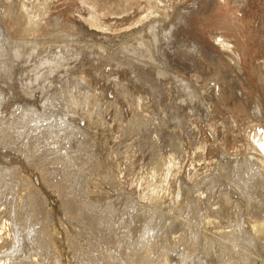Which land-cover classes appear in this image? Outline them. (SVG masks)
Here are the masks:
<instances>
[{
    "label": "rangeland",
    "instance_id": "374dc122",
    "mask_svg": "<svg viewBox=\"0 0 264 264\" xmlns=\"http://www.w3.org/2000/svg\"><path fill=\"white\" fill-rule=\"evenodd\" d=\"M22 2L25 5L27 4L26 6L29 5L28 8L31 9V11L33 9L36 10V8L38 7L37 5L39 4L38 0L36 1L37 7L34 5V0H29V1L28 0H19V2H18V0H0V15L5 12V10H6L4 8L5 6L10 7V6H12V3L13 4L16 3V5H17L14 8V10L11 11V13L14 14V16L13 15H11V16L14 18L12 20L8 19L6 21H3L5 23L2 25V26L5 25L4 29H5V31L8 32V35L10 36L9 41L12 42L11 45H12L13 50H12L11 58H12L14 65H13V68H12V66L8 68V66L6 64L4 65V63H5L4 60H1L3 62H1V64H0V66L3 65L0 67V74H1L0 79H2V77L4 79V77H5V81L3 79H2L3 81L0 80V82H1L0 83V88H1L0 94L2 93L1 95L3 96V97L0 96V105H1L0 106V173H1L0 174V185L1 186L0 187L3 186L2 187L3 193L8 192V193H11L13 195H15L14 193H16L17 195L18 194L22 195L24 197V199H27V201L29 203H31L33 201L34 196H36V192H38V194H40L42 201H40L41 202L40 206H37V208H39V213L37 216H35L31 220V222H36L37 225L35 226V228L41 229L42 230L41 233H43V234H40L43 239L41 238L39 241V244L36 243V245H35L38 247V249H37V247H36V249L38 251H40V253H41L39 255V257L43 258V261L45 260V263H42V264H127L131 261V258L133 256L132 255L133 252L128 247H132V246L134 247V246L138 245L139 243H141L140 241H142L145 229H147V226L149 224L151 225V226H149L151 229V233H150V237H148V239H147V243L142 245L140 249L137 248V251H135V253L137 252L140 255H144V256L146 255V257H147L146 264H163L164 261L167 264H215V263L216 264H227L225 261H228L230 264L233 262H234L233 264H237V263L239 264L242 262V260H244L243 262H245V259L247 260V257H250L251 255H252L251 256L252 258L250 257L251 259L248 258L249 260H247L250 264L251 263H253V264L254 263L255 264H264V242H261L264 240V238L259 239V240H261L260 242L258 240H257L258 242L254 241L255 242L254 245H256V246L248 248L254 252L257 249L256 251H258V252L254 253L255 256L252 254L253 252H250V250H248V249H245L242 251V253H245L246 255L245 254H242V256H241V254L235 255V254H233V252H234L233 249H232V251L230 249L232 247H228V246H232V244L235 241H236V245H237V243L239 244L240 242H242L240 244H243V240L238 239L239 236L242 238H247V240L250 241V239H251L250 233L252 231L251 230L252 227H254V225L256 226V225L264 222L263 221L264 220V210H263L264 209V193H263L264 192V181H263L264 180V163L261 161L262 163H260L261 165H259L260 170L262 172V174L260 172L261 175L256 174L255 171L254 172L246 171V173H243V174L241 173V175H240V173H238L236 170L234 171L231 167H229V169L223 168L221 170L220 169L221 167H219V164H218V163H220L221 160H224V158H225V160L226 159H239V158L241 159V158H244L245 156H248V154L250 152L249 153L246 151L243 152V150L240 152L238 151V153H239L238 154L237 148L233 144L235 142L241 143V141L244 138H246V136L249 137V135H250L249 133L252 132V129L256 130V132H258V131L260 132V130H258L259 127L256 125L257 124L258 125H261V124L264 125V118H261V119L258 118V120H260L262 122L261 123L257 120H253L254 118L252 119V117L248 116V115L243 114L242 116H239L240 118L237 119V122L239 124H241L243 133H242V137H238V136H236L235 131H234V129H235V127H234V121L235 120H233L234 115H231L230 112L228 113L227 108L223 107L222 110L215 113V116L218 114L216 117L214 115L207 114L206 113L207 107L205 108V106L208 103L207 101L210 99L209 95L212 93V91L210 92V88H212L210 86H213V88H215V91H216L215 94L217 96V90H216L217 86H215V84H213L214 80H212V78L213 79L215 78L214 77L215 75L210 73L213 71V67L211 66L209 68V70H207V66H206L207 64L203 63L202 60L199 62L193 61V60H200V58L196 54H191V51H192L191 49L193 47L198 46V47H200L199 50H201V53L210 59L214 55L218 56V55L223 54L222 51L220 52L219 47L216 46L215 49L212 48L213 42H214L216 36L218 37L220 35H223L224 38L228 39L227 42H229V41L233 42L234 41L235 37L233 34L228 33L224 29H221L222 25L216 21L217 18H219V17H222L223 20H225V22H228L233 27L236 26L237 28L240 29V31L245 33L246 34L245 47H247L246 48L247 53H246V56L243 54L234 55L236 58L237 64H239L237 66L240 68L238 70V67H237V70L240 72L234 73V75L236 77L239 76V78L244 79V81L249 86L248 87L249 89L245 88L248 91L247 90H244V91L241 90L239 92L235 91L234 89H230L229 87H228V89H230L231 92L234 93L231 96V100H232L231 103L234 102L232 104V107H235V104L238 102L240 103L242 101H246L245 103L250 104V106H249L250 110L248 109V113L253 116V114H251V111H252L251 109H255V107H256V101L255 100L256 99L251 97V94L253 92H256L258 94V91H259L258 88L261 87V84H263V86H264V71H262V73H260L264 67L263 66L264 65V46L260 47V48H256V45L259 44L258 42H260V39L262 40L264 38V35H261L264 32L263 29H262V31L259 29L260 30L259 33L256 32L257 28L262 24V22H261V20H262L261 13L262 12L261 11H264V0H207V1L206 0H183L181 2L175 3L174 6L176 5L175 6L176 8L173 7L174 9L170 12V14L165 19H162V21H161V18H155V20H150L147 23L148 25L147 24L146 25L145 24L139 25L141 23L140 21L142 20V17L140 14L137 17L138 20L139 19L140 20L138 21L137 19H135V20H137V22H136L137 26L134 23L133 27H128V28L124 27L123 25L129 24V26H132V25H130V24H133V23H131V21L132 22H134V21L132 19H130L131 21H128L129 18H128V20L126 19L127 13H123L121 11H118V15H117L116 11L111 10V12L109 11L107 13V15H109V13H111L110 17H108L106 14H105L106 16L100 15V17L102 19L101 21L104 22V23L102 22L103 24H105L107 21V18L105 19V17H108V19L111 18L107 22L109 24V26L107 25V23L105 24L108 26L107 28L110 29V31L107 33L103 32L100 34L92 32L93 31L92 28H94V25H96V24L93 25L92 24L93 21H91L92 23H90L87 21L88 19H86V18H89L90 16H86L88 14H86L87 12H85V10H84L85 6H83V4L86 5L85 0H46L47 6L49 8L47 11V15L42 20L43 23L40 22L39 25L36 26L38 32L35 34H27L25 31V33H23L24 32V31H22L23 29L20 30L19 28L24 27V20L22 21L21 19H18L19 20V21H17L18 24L16 25V23H15V19L19 18L18 15H20L18 13L19 12V3L22 4ZM36 2H35V4H36ZM106 2H108V1H106ZM31 3L34 6H32ZM14 11H15V13H14ZM82 12L83 13L85 12V13L82 14ZM178 14L180 17L177 16ZM7 15L8 14H6L5 15L6 17H4V18H7ZM176 16L180 20L179 21L177 19V21H179L178 24H174V22L176 21ZM82 17H83V21H82ZM113 17L116 18L117 22H115V23L113 22ZM123 17H125L126 21L120 22L122 19H124ZM139 17H141V18H139ZM4 18H2V19H4ZM84 18L86 19V21ZM168 19H169V21H167ZM84 22H85V24L90 23V26L92 25L91 28L89 27V25L87 27V24L84 25ZM138 22H140V23H138ZM154 22H156L155 23L156 26H155ZM165 22L168 23L169 25L172 24V26L166 28L167 30H163ZM260 22H261V24H260ZM94 23H96V22H94ZM116 23L118 24V26L115 25ZM124 23H126V24H124ZM158 23H160V24H158ZM151 24H152V26H151ZM15 25L17 26V31L19 30L18 32L14 30ZM158 25H162V26H158ZM97 26L98 25H96L95 27H97ZM114 26L117 28H115ZM121 26H123V27H121ZM135 26H136V28H134ZM27 28H29V27H27ZM87 28H89L91 31L88 30ZM85 29H87L88 31L87 30L85 31ZM115 29H117V30H115ZM161 29L165 33L162 35V37L167 36L166 38H160L159 33H160ZM148 30H149V32H148ZM150 30H152V31H150ZM9 31H11V32H9ZM141 31H143V32H141ZM169 31H170V33H169ZM153 33H155V35ZM113 34L115 37L112 36ZM144 34H145V36H144ZM154 36H157V37H154ZM16 42H18V43H16ZM15 43H16V45H15ZM25 43H27L28 45L30 44V46L32 45L29 48V50L31 48L32 49H31V51H29V50L27 51L29 53L24 51V54H20L21 48H23L21 45H23L25 47ZM144 43H145V45H144ZM141 44H143V45H141ZM13 45L16 47H14ZM17 45H19V46H17ZM161 45H162V47H161ZM15 48H16V50H15ZM61 49H62L63 54L61 53ZM256 49H259V50L257 51ZM32 50L35 51V53ZM17 51L19 53H17ZM39 51L42 53L38 56ZM25 52H26L27 56H26ZM13 53H14V55H13ZM52 53H53V55H52ZM59 53H61L62 55ZM112 53H113V55H112ZM28 54L30 55V58H29ZM32 54L34 56H38V58L35 57V59H34ZM24 55H25V57H22ZM63 55H66L67 58ZM119 55H121L123 57H121ZM231 55H233V54H231ZM40 56H41V58H40ZM77 56H79V57H77ZM92 56H93V58H92ZM168 56H170V57H168ZM50 57H51V60H50ZM76 57L78 58V60ZM101 57L104 59L107 58L106 60H108V61L114 60V63L117 64V65L115 64V66H113L114 68L111 66V64H109V66L108 65L106 66L107 68L105 67L107 70L106 71L103 70L104 75L109 77L108 78L109 82L111 81V83H113L115 81L113 83V85L109 83V87L113 86L112 87V88H114L113 90H115L118 87L117 85H119V84H117L119 81V79L117 77L118 75L116 76L115 75L116 73H114L117 70V68L122 69V70H124V68H126L128 71L126 69H125V71L131 73L132 74L131 76L133 77L134 80H138L136 82L140 81L139 80L140 76H139V74L137 75V74L132 73V72H134L133 69L135 70V68H137L136 70L138 72H139V70L144 71L146 69L147 70L149 69V72L147 74V75H149L148 76V82L149 83L147 84V88H148L147 94L148 95H145L142 98V100H143L146 97L144 99L146 103L143 102L146 105H144L142 103L141 104L142 106L140 107V106H137V105H140V103L139 104L135 103L136 100H138V102H141L142 100L140 101L139 99L142 96L138 97L137 99L135 98L134 101H133V98L131 100V101H133L132 106L134 107V105H136V107H137V108H131V109L133 111H135L137 113V115L139 114V111L142 112L143 114H144V112L148 113L149 107L152 109L153 107L155 108L158 105V104L155 105V103L153 104V99L158 98L157 93H156L157 90H155V88L154 89L150 88L151 85L154 86L151 83L153 81V79H156L158 81V83H160L163 87H166V86L169 87L167 93H165V96H164L165 98L164 97H163L164 99L162 98V102L164 101V103L162 104V103H160L161 101L158 100L159 104L161 106L162 105L163 106L161 107L159 105L155 109L159 108L157 110H160V107H161V110H162V108L167 109L168 107H170V109H171L172 107L174 108L176 106L175 108L179 109V111H180V110H182V108H184V110H182L183 112L181 111L182 112L181 115L183 116L182 123H179V122H181V120L179 121V119H181V118L174 119L175 117L170 119V121H169V119L166 121L165 124L166 125L168 124L167 128L169 127L168 129L171 131L173 130L175 133V135H174V133L172 134V132L170 134V133H167V131L166 132L161 131L163 133V135H164V133H166L167 137L163 136V135L160 136L162 133H160V131H158L159 129H157V130H156V128L152 129V126L153 127L155 126V123H154L155 118H156L154 116L156 114L155 111L149 112V114H151V116L153 118H151V116H149V118H148V115L146 116V113L144 114L145 116L142 114L138 115L139 120L137 119V120H135V122H136V124L138 121L143 122V123L140 122L143 125L141 127L142 129L140 128L143 133H141L140 129H138L139 128L138 126H141V124H139V123H138V126H134L135 129L138 127L137 128L138 130L135 131L134 128H132L133 126L132 127L130 126L127 128L126 132L134 133L133 132V130H134L135 133L138 131L137 133L140 135H147V133H148V136H150V137L146 136L147 140H149L148 138H150V140H151L153 136L156 137V139L155 138L152 139V141L154 143L153 146L150 145L153 143H151L152 141L150 142V140H149V143H150L149 145H150L151 150L149 149V146L145 147L144 149L142 147H139L142 155L139 153L140 150L138 149L139 151H138V153H136L138 155L136 157H133L132 153L135 154V152H134L135 149H133L134 151L132 150L133 152H131V150H130L129 154H131L130 158H132V161H134V158L138 159V157H139V159H140L141 156H143L144 152H145V155H144L145 157L143 156L142 158H145V159L148 158V159L147 160L140 159L141 161H138L135 159L136 163L137 162H140V163L137 166L135 164H133V165H131L133 167H131V166H130L131 168L128 167V170L126 171L127 174L126 173L120 174L118 171L119 169L117 168L119 166V164H117L118 162H122V163L127 162V160H126L127 158L125 157L126 152L124 155H123L124 152H122V153L120 152V150L123 149V145H124L122 143V146H120L122 141L121 140L119 142L117 141L119 144H117V142H116V146L119 148L112 147L113 149L110 148L108 150V145H107L109 140L111 141L112 138L114 137V135H115L114 132L117 129L119 130V125L120 124L122 125L125 122V119L122 116L123 115V112H122L123 111V103L118 104V106H114V104H112V103L109 104V102L107 101L108 104L103 103L104 105L103 104L99 105V106H101V108L100 107L98 108V106L93 103L94 104L93 108H95V110L92 108V112H91L92 115L89 118L85 112H87L88 109L91 108L92 106L88 107L85 105V103H87V101H89V99L86 96H84L83 97V103L84 104L82 106H80L81 108L76 107V109L74 110L75 107L69 108V106H64L63 116H65V117H63V122L60 123V125L57 123L58 126H60V127H58L55 122H51L49 120H46V117L42 118V120H41V118L39 119V116H35V117L34 116H32V117L28 116V114L24 108V106L26 105L25 103H27V102L31 103V102H33V99L36 100V102L34 101L35 103L33 102L34 104H38V105L40 104V106H41L43 98L45 96V93L53 92V90L55 88L56 89L54 90V94L58 91L59 88H61L59 90V92H57L56 94L60 93V91L62 90L59 97L61 100L62 99L64 100V101L62 100L64 102V103L62 102L64 105H68L67 102H68V100L71 99L70 91L72 90V89H68V88H70V87H68L69 83H70L69 81L71 79H74V76H75L74 74L76 73V71L78 73V74L77 73L76 74L79 77L80 73L83 72L84 70H86L87 66H88L87 69H89L90 65H92V64L96 65L95 61L97 59H100ZM146 57H148V58H146ZM19 58H20V60H19ZM28 58L31 59L30 62H29ZM116 58L120 62L115 61ZM15 60H17V62H19V63H22L21 66L17 62L15 64L14 63ZM21 60H22V62H21ZM37 60L39 61V63L35 64L34 62H37ZM42 60H43V62H42ZM63 60H64V62H63ZM23 62L25 63V65H23L24 64ZM66 62H67V64H66ZM124 62H126V64ZM226 62L230 63L229 60ZM27 63H28V65H27ZM18 64H19L18 67H21L22 71H21V69H19L16 66ZM71 64H72V66H71ZM127 64L129 66H126ZM130 64L133 66H131ZM198 64H199V67L201 68L202 73L201 72L197 73V71H196L197 69H195V66ZM31 65L33 68L31 67ZM36 65L38 67H36ZM97 65L101 66V63H97ZM119 65L121 67H119ZM212 65H215V64H212ZM6 66H7V68H5ZM25 66L30 67V69L26 68ZM116 66H118V67H116ZM14 67L16 69L18 68L19 71H21L20 73H24V74H20L18 69L16 71V69ZM24 67L28 71L31 69L32 70L29 71L30 72L29 73L26 69L23 70ZM83 67H85V69ZM145 67H147V68H145ZM39 68H41V69H39ZM101 68L103 69V66H101ZM139 68H142V69H139ZM143 68H144V70H143ZM8 69H10V70H8ZM81 69H84V70L81 71ZM131 69H132V71H131ZM66 70H68L69 74L67 73ZM112 70H113V73H112ZM259 70H260V72H259ZM11 71H13V72H11ZM14 71L18 72V74H20L19 77L14 75V74H16V73H14ZM23 71H27V73H29V74L26 75V72H23ZM12 73H14V74H12ZM42 73H45V74H42ZM62 73H63V75H62ZM9 74H12V76L11 75H10L11 77L8 76ZM31 74H33V75H31ZM112 74L114 75L113 77H112ZM200 74H202L201 76L205 77V78H201ZM21 75H23V76H21ZM67 75H69V77L66 79L65 77H67ZM134 75H136L137 77L135 76L136 77L135 78ZM71 76H73V77L71 78ZM76 76H75V79L78 78ZM13 77L16 78L15 82H14L15 78H13ZM115 77H116V79H115ZM196 77H198V78H196ZM18 78L19 79L21 78V79L19 80ZM79 78L81 80H83V78L81 76ZM110 78H112V79L110 80ZM21 80L25 81V82H22ZM16 81H18L20 84V86H17V88L15 85H18V82L16 84ZM170 81H171V84L174 83L173 87H171ZM183 81H184V83H181ZM2 82H4V83L6 82L5 83L6 86H4V84L2 85ZM13 82L15 83L13 85V87L15 86L14 88L11 86V84ZM141 82L142 81L139 82L140 83L139 85H143V84H141ZM186 82L189 83V85L191 87L190 88L191 91L193 90V91H195V93L196 92L200 93V95H201L200 100H199L200 105L197 102H194V98H192V94H194V93H192L191 91H189L187 89V88H189V85L186 86L187 85ZM7 83L10 85H8ZM231 83L232 84L236 83L235 86H238L237 84H239V83H237V79H234V78H232ZM114 85H116V86L114 87ZM3 86H4V89L2 88ZM9 86H11V88H12V89L10 88L11 90L9 89ZM181 86L186 88V90H187L186 93H185V91H186L185 88H183V90H185V91H183ZM6 87H8V88H6ZM18 87H20V88H18ZM111 87L109 88L110 92H113L111 90ZM21 88L23 91L21 92V90H20L18 92L21 95L23 94L22 95V98L24 97L23 98L24 99V105L23 106H21L20 100L17 99V96H15L16 94H12L13 96L11 94L9 95V92L14 91L13 89H16L15 91H17L18 89H21ZM29 88H31V89H29ZM44 88H45V90H44ZM7 89H9V90H7ZM63 89H65L67 93L65 92V90L63 91ZM93 89H97V88L94 87ZM109 89H108V93H109ZM94 91L95 90H92V92H94ZM172 91H174V92H172ZM188 91H189V94H187ZM14 92H12V93H14ZM38 92H40V93H38ZM62 92H63V94H62ZM114 92H113L114 94L118 93V92H116V90ZM96 93H97V91H96ZM96 93L94 92L95 97L96 98L99 97V99L100 98L102 99V97H100V95H103V94H99L100 92H98L97 95L99 94V96H97ZM113 93L108 94V96H111V94H113ZM27 94L31 95L32 97L34 96L35 98L33 97V99H32V97L28 96ZM114 94L112 96H114ZM167 94L172 95V97H171V95L168 96L169 102H167L168 100L165 101L167 99V96H166ZM176 94H178V95H176ZM203 94L206 95V98L202 97ZM64 95H65V97H64ZM189 95L191 96V98ZM246 95H248V97L250 99H247ZM14 96H15V98H14ZM105 96H106V94H105ZM26 97H29L30 99L26 98ZM173 97H175V98H173ZM85 98H87V99H85ZM107 98L111 99V97H107ZM112 98H114V97H112ZM147 98H149V99H147ZM171 98H172V100H171ZM16 99L19 101H17ZM26 99L28 100L27 102H26ZM65 99L67 101H65ZM183 100H184V102H183ZM2 101H3V103H2ZM84 101H86V102H84ZM90 101H91V99H90ZM195 101H197V100H195ZM65 102L67 104H65ZM165 102H167V104ZM121 104H122V106H121ZM187 104H189V105L187 106ZM196 104H197V106H195ZM17 105H19L20 107ZM111 105H113L114 107ZM147 105H150V106H148V109L146 110L145 107ZM153 105H155V106H153ZM96 106L99 109V112H98V109L96 110ZM143 106H144L146 111H143L144 110ZM263 106H264V104H263ZM21 107L24 109H22ZM138 107H140L142 109V111L139 110L140 108H138ZM193 107L194 108L196 107V108L193 109ZM188 108L191 111H193V110L194 111L191 112L190 110H188ZM261 109H264V108L258 107L257 110H254L253 112L260 111L261 113H263V111H261ZM185 110H186V114H185ZM21 111H24L23 113L24 114L26 113L25 114L26 116L24 114H22ZM74 111H76V112H74ZM108 111H110V112H108ZM149 111H150V109H149ZM201 111L203 112V114ZM82 112H84V113H82ZM200 112H201V115H200ZM107 113L109 114L108 116H106ZM261 113H258V115H260V117L262 116ZM117 114H118V117H116ZM120 114H122V115L119 116ZM152 114H154V115H152ZM140 115H142V118ZM188 115H190L189 116L190 118L188 117ZM205 115L207 117L209 115V117H208L209 119L207 117L205 118L204 117ZM228 115H229V119L226 120L225 117L228 118ZM143 116H144V118H143ZM197 116H199L200 119H201V117H203L202 118L203 120L201 119V122H199L200 119ZM218 116H220L221 119L217 118ZM22 117L24 118V120ZM114 117H116V119H114ZM119 117H122L124 122H121L123 120H121V118L119 119ZM176 117H179V116H176ZM117 118H118V120H117ZM191 118H192V120H191ZM222 118L225 120V123L223 122L224 120ZM30 119H32V120H30ZM86 119H88V120H86ZM102 119H104V120H102ZM140 119H142V120H140ZM147 119L149 121H147ZM194 119H195V121L199 120V121H197L198 123L193 121ZM214 119H218L221 121L223 120L222 122H219L218 120H216V121H218L219 125H221V126H219V125H217L218 124L217 123L216 126L217 127L219 126L218 128L222 130V132L220 131V133H222V136H220L221 137L220 141H219L220 137L216 139L217 135L214 133L215 130L211 126L215 123ZM230 119H231V121H230ZM89 120H90L91 124H90ZM204 120H205V122H204ZM213 120H214V123H212ZM99 121H101V123ZM174 121H176V122H174ZM192 121H193V124H192ZM202 121L204 122V124ZM232 121H233V123L231 124L230 122H232ZM167 122H170V124ZM43 123H45V124H43ZM107 123H108L109 127L107 126ZM148 123H149V126H148ZM254 123L256 124L255 126L253 125ZM61 124H63L64 127L61 126ZM111 124L114 126V127L112 126L113 127L112 129L110 128ZM180 124L181 125L184 124V125L180 126ZM191 124L194 125L195 128ZM195 124L199 125V126H196ZM222 124H224V125H222ZM77 125H78V127H77ZM91 125L92 126L94 125V126L92 127ZM146 125L148 126V128ZM178 125L180 126V128L182 127V129H179ZM49 126H50V128H49ZM73 126H74V129H73ZM101 126H103V127H101ZM44 127H45V130H44ZM46 127H48V128H46ZM56 127H58L60 130L59 129L57 130ZM149 127H150V130L147 131L149 129ZM171 127L174 129H172ZM198 127L200 128V130L198 129L199 131L197 130ZM97 128H98V130H97ZM131 128H132V130H131ZM176 128L178 130L175 132ZM83 129H85V131ZM194 129L197 130L196 131L197 133H195V134H199V135H197L198 137L196 136V139L198 138V140H200L199 137H201V135H202V134H200L201 133L200 131H202V133L204 131V133H203L204 137L202 135L203 139H206L209 137L207 139V141L205 140L208 143L207 144L208 147L206 145L204 147H205V151H207L208 153H205V151H204V155H205L204 159H202L203 156H201V153L196 152L198 155L199 154L200 155L198 156V158H195L196 160H194L193 157L196 156V153H195V155H194V153L192 154L191 151H193V150H191L192 147H190L189 145L188 146L190 149L189 148L187 149L188 146L184 148V149L188 150V151H186V153L184 152L185 150L183 152L180 151L177 153V150H178L177 148L179 147L178 143H180L181 141H179L178 137H175V136L178 135L179 131L187 130V132L190 133ZM206 130H208V132H210V133H208ZM45 131H46V133H45ZM96 131H98V132H96ZM18 132H19V134H18ZM194 132H195V130H194ZM194 132H192V134H194ZM111 134H113V135H111ZM77 135H78V137H76ZM168 135H169V137H168ZM170 136H172L171 137L172 139H170ZM106 137H107V139H106ZM163 137H165L166 139H164ZM161 139H163L164 141ZM157 140H158V142H157ZM213 140L216 142L218 141V142L216 143ZM205 141L203 140L204 143H205ZM170 143H171V145H170ZM173 145H175V146H173ZM162 146H163V148H162ZM155 147L157 148V150L155 149ZM160 147L162 149H160ZM175 147H176V149H175ZM146 148H147V151H146ZM211 148H213L211 151L214 153H212L210 151ZM233 148H236V149L234 150ZM206 149H208V150H206ZM215 149H217V150H215ZM110 150H112V151H110ZM189 150H191V151H189ZM107 151L108 152L110 151V153L111 152L112 153L110 155H108ZM220 151H222L223 153ZM136 152H137V148H136ZM146 152L147 153L149 152L147 155L148 157L146 156ZM118 153H121V155L123 157H125V159ZM155 153H157V154H155ZM179 153H181V154L179 155ZM183 153H184V155H183ZM190 153L194 156L192 157V155ZM188 154H190V157H192L193 159L189 158ZM65 155H66V157H65ZM88 155L92 156V159L94 162L92 165H90L87 161ZM154 155H155V157H154ZM182 155L184 157H182ZM185 155H188V156L185 157ZM202 155H203V153H202ZM67 156H69V157H67ZM90 156H88V157H90ZM171 156H173V157H171ZM64 157L68 159V160L65 159L66 162L64 160ZM113 157H115V158L112 159ZM117 158H118V160H115ZM164 158H166V159H164ZM187 158L190 160L189 161L186 160ZM120 159H122V160H120ZM150 159H151V161H150ZM197 159H199L201 162H197L198 161ZM142 160H144V161H142ZM157 161H158V163H157ZM185 161L187 162V164ZM193 161L194 162L196 161L197 163L195 162L196 163L195 164ZM209 161H212V162H209ZM141 162L143 164H145V166L149 165L148 168H147V166L145 167L144 165L140 166V164H142ZM161 163H162V165H161ZM166 163L170 165V167L168 168V170L170 169L169 172H168V170H166L163 167ZM201 163H202V165H201ZM211 163H213V164H211ZM215 164H216V166H215ZM156 165H158V166L160 165L159 168H161L160 169L161 171L158 173V175L153 176V175H151V172L153 171V169L155 168L154 166H156ZM196 165H199V166H196ZM211 165H212V167H211ZM49 166H51L53 169L58 168L60 170L59 171L60 172V177H59L60 179L59 180L52 178L54 180L53 181L52 179L51 180L49 179L48 175L46 174L48 170L52 169L51 167L49 168ZM113 167L115 168V170ZM189 168L190 169L193 168V169L190 170ZM116 169H117V172H116ZM135 169H137V170H135ZM145 169H147V170H145ZM176 169L178 170V172L176 171ZM173 170H175V171H173ZM194 170H196V171H194ZM213 170H215V171H213ZM139 171H140V173H139ZM202 171H203V173H202ZM166 172L168 173V175ZM185 172H187V173H185ZM142 173H143V175L145 174L146 176L145 175L142 176ZM109 174H111L112 176ZM118 174H120V175H118ZM139 174H140V176H139ZM160 175H161V177H160ZM135 177H137V178L147 177V178H149V180L152 179L151 180L152 184H153V186H155L156 189L154 192L150 193V195H151V197L152 196L154 197V200L150 201L149 199H147V201H145L142 198L141 193H138L135 196L134 190H138L139 192L142 190V187H140V188L138 187L140 184H142V183L138 184V182H139L138 180L140 178L137 179ZM66 178H67V181H66ZM205 178H207V179H205ZM119 179H120V181H119ZM192 179H194V181H191ZM116 181H118V182H116ZM4 182H6V183H4ZM134 182H137V183L134 184ZM158 182H159V184H158ZM118 183L119 184L121 183V184L119 185ZM221 183L223 185H221ZM165 184H167V185H165ZM125 185H126V187H125ZM210 186H211V188H210ZM4 187H6V188H4ZM119 187H121V188H119ZM136 187H138V188H136ZM169 187H170V189H169ZM126 188H128V189H126ZM130 190L134 194V196L132 195ZM70 192L73 196H75L77 199H79V201L82 204H88L94 210H96L98 213H100V216H101L100 218L102 220H104L105 216H106V218L110 217L109 220L112 223V225H113L112 227L114 230V232H113V230H111V232L113 234L110 232V230H107V228H105L104 223H102V225H104V226L99 224L100 228H99V231H97V233H98L97 234L95 231H93V228L90 229L91 225L80 215V213H79V215L78 214L73 215V216L70 215L68 213V210H69L68 207H69L70 203L65 201L64 200L65 198L62 196L65 193L70 194ZM216 192L218 195L216 194ZM75 193H77L78 195ZM130 193H131V195H130ZM185 194H187L188 196H185ZM185 197L187 198V200ZM82 198L84 200H82ZM191 198H192V200H191ZM171 202H172V204H171ZM11 205L10 206L7 205V206L9 208V210L11 211V213L14 214L18 204H14V202H13V204H11ZM200 205H202V206H200ZM161 208H163V209H161ZM202 209H205L204 214L200 215V210H202ZM12 210H13V212H12ZM148 210H150V211H148ZM165 211H166V213H164ZM218 212H219V214H218ZM12 218H13V216H12ZM194 218H195V220H194ZM16 219L18 221L19 217H16L14 219L15 222H16ZM47 219H50V220H47ZM39 220H40V222H39ZM153 220H154L155 224L153 223V225H152ZM45 221L47 224L45 223ZM15 222H13V226H14ZM15 225H19V221L16 222ZM38 226H39V228H38ZM104 228H105V230H104ZM46 230H47V232H46ZM174 230H175V232H174ZM26 232H22V233H20V235L24 236L26 234ZM223 232L227 233V236H225L226 238L222 235ZM95 233H96V235H95ZM214 234H215V236H214ZM219 234L222 237H220ZM262 235H264V234H262ZM104 237H106L107 239ZM196 237H198V238H196ZM222 239H224L223 245L220 243V241L222 242ZM239 240H241V241H239ZM43 242H45V243H43ZM193 242H194V244H193ZM224 242H227V243L233 242V243L232 244H229V243L224 244ZM129 244H130V246H129ZM225 245H227V246H225ZM252 245H253V243H252ZM250 246H251V244H250ZM222 247L227 248V249H224ZM47 248H48V250L50 248V250L48 251ZM188 249H189V252H188ZM191 249H192V251H191ZM132 250H134V249H132ZM221 250L222 251L224 250L223 254H222ZM225 251H226V253H227V251H229L232 254V256L234 255L233 256L234 259L231 258L232 256L229 252H228V254L225 255ZM45 252H48V253L49 252H51V253L56 252L57 254L55 253L56 256L54 255V253H53V256L49 254L50 256L48 257V255H46ZM129 252H130V254H128ZM248 252H249V255L251 254L250 256L247 255ZM229 254H230L229 258H231V259L227 260L228 258H226V257ZM256 255H257V257H256ZM235 256L237 259L235 258ZM240 256H241V258H239ZM224 257L226 259L223 262L222 260H224ZM242 258H245V259H242ZM239 259H242V260H239ZM57 260H58V262H56ZM237 260L241 261V262H237ZM250 260H251V262H250ZM253 260H255V261L253 262ZM243 262L241 264H243ZM245 264H247V262Z\"/></svg>",
    "mask_w": 264,
    "mask_h": 264
},
{
    "label": "bare ground",
    "instance_id": "6f19581e",
    "mask_svg": "<svg viewBox=\"0 0 264 264\" xmlns=\"http://www.w3.org/2000/svg\"><path fill=\"white\" fill-rule=\"evenodd\" d=\"M29 1V0H28ZM37 0H34V5L36 6L37 5V2H36ZM106 1H108V2H106ZM181 1H183V0H85V4L86 5H84L83 4V6H85L84 8V10H85V12H87L86 14H88V15H86V16H90L89 18H86V19H88L87 21L88 22H90V23H92L91 21H93V25L94 24H96V25H98L97 27H95L96 25H94V28H92L93 29V31L92 32H94V33H103V32H105V33H107V32H109L110 31V29H108L107 27L109 26V24L107 23L108 22V20H110L111 18H109L108 19V17H110V14L111 13H109V15H107V13L110 11L111 12V10L113 11H116V13H117V15H118V11H121V12H123V13H127V20H128V18H129V20L128 21H131L130 19H132L134 22H132L131 21V23H133V24H130V25H132V26H129V24H126V23H124V24H126V25H123L124 27H133L134 26V23L136 24V26H137V20H138V15H140L141 14V17H142V20L140 21V22H138V23H140L139 25H146L150 20H155V18H161V21H162V19H165L169 14H170V12L174 9V8H176L175 6H174V4L175 3H177V2H181ZM207 1V0H206ZM18 2H19V0H18ZM31 2V1H30ZM35 2H36V4H35ZM38 2H39V4L36 6L37 8H36V10H32L31 11V9H29L28 8V6H26L25 4H23V2H22V4L21 3H19V14L20 15H18V17L19 18H16L15 19V23H16V25L18 24L17 23V21H19L18 19H21L22 21L24 20V27L23 28H19L20 30L21 29H23L22 31H24L23 33H25V31H26V33L27 34H35V33H37L38 32V30H37V25H39V23L40 22H42V20L44 19V17L47 15V11H48V6H47V2H46V0H38ZM28 3V2H27ZM33 3V2H32ZM31 3V4H32ZM207 3V2H206ZM2 4V3H1ZM21 4V5H20ZM241 4V3H240ZM3 5V4H2ZM33 4H32V6H34ZM9 6V5H8ZM17 5H16V3L15 4H13L12 3V6H10V7H7V6H5L4 8L6 9L5 10V12L4 13H2L1 15H0V64H1V62H3V61H1V60H4V65L6 64L7 66H8V68L9 67H11L12 66V68H13V61H12V58H11V55H12V42L11 41H9L10 40V36L8 35V32L7 31H5V29H4V26H2L5 22H3V21H6V20H12L14 17H12L11 15H13L14 16V14H12L11 13V11L12 10H14V8L16 7ZM31 6V7H32ZM27 7V8H26ZM174 7V8H173ZM193 7V6H192ZM18 8V7H17ZM26 8V9H25ZM4 10V9H3ZM84 12V13H85ZM262 12V13H261ZM260 13H261V16H262V20H261V22H262V24H261V22H260V26L257 28V30H256V32H260V30L262 31V29L264 30V11H261ZM11 13V14H10ZM14 13H15V11H14ZM83 12H82V14H84ZM113 13V12H112ZM174 13V12H173ZM6 14H8L7 15V18H4V17H6L5 15ZM80 14V13H79ZM107 15L108 17H105V19L107 18V21H106V23H107V25H105V24H103L104 22L103 21H101L102 19H101V17H100V15ZM105 15V16H106ZM116 15V14H115ZM116 15V16H117ZM172 15V14H171ZM240 15V14H239ZM178 17H180L179 16V14L177 15ZM176 16V21L174 22V24H178V22L180 21L179 19H178V17ZM104 17V16H103ZM102 17V18H103ZM141 17H139V18H141ZM2 18H4V19H2ZM84 18V19H85ZM92 18V19H91ZM124 19H122L120 22H124V21H126V19H125V17H123ZM86 19H85V21H86ZM104 19V18H103ZM118 19V18H117ZM135 19H137V20H135ZM177 19L179 20V21H177ZM260 19V18H259ZM27 20V21H26ZM47 20V19H46ZM120 20V19H119ZM118 20V21H119ZM140 20V19H139ZM138 20V21H139ZM21 21V22H22ZM82 21H83V17H82ZM101 21V22H100ZM160 21V20H159ZM158 21V22H159ZM166 21V20H165ZM167 21H169V19L167 20ZM219 24H221L222 26H221V29H224V30H226L228 33H231V34H233L234 35V37H235V39H234V41L233 42H227V38H224V36L223 35H220V36H216V38H215V40H214V42H213V46H212V48H216V46L217 47H219V49H220V52L222 51L223 52V54H221V55H218V56H216V55H214L212 58H208L207 56H205V55H203L202 53H201V50H199V48L200 47H198V46H196V47H193L191 50V54H196L199 58H200V60H193V61H195V62H199V61H201L202 60V62L203 63H205V64H207L206 66H207V70H209V68L212 66L213 67V71L212 72H210L211 74H213V75H215L214 77V79L212 78V80H214L213 82V84H215V86H217V88H216V90H217V96H216V91H215V88H213V86H210V87H212V88H210V92L212 91V93L209 95L210 96V99L207 101L208 103H207V105L205 106V108H206V113L207 114H209V115H214L215 116V113H217L218 111H220V110H222V108L223 107H225V108H227L228 109V113L230 112V114L231 115H234V117H233V120H235L234 121V127H235V129H234V131H235V134H236V136H238V137H242V133H243V131H242V126H241V124H239L238 122H237V119H239L240 117L239 116H242L243 114L244 115H248V116H251L252 117V119L253 120H257V121H259V122H261L260 120H258V118H264V109H261V111H263V113H261L260 111H255V112H253L254 110H257V108L258 107H260V108H264V106H263V104H264V86H263V84H261V87L260 88H258L259 89V91H258V94L256 93V92H253L252 94H251V97H253V98H255L256 100V107H255V109H251L252 111H251V114H253V116L252 115H250L249 113H248V109H249V106H250V104H248V103H245L246 101H242V102H238V103H236L235 104V107H232V104L234 103H231L232 102V100H231V96H232V94H234V93H232L231 92V90L230 89H234L235 91H241V90H247V89H245V88H248L249 86L247 85V83L244 81V79H241V78H239V76H235L234 75V73H237V72H240V71H238L240 68L237 66V65H239V64H237V61H236V58H235V56L234 55H238V54H243V55H245L246 56V48L247 47H245V38H246V34L245 33H243L242 31H240V29L239 28H237L236 26H231L228 22H225V20H223V18L222 17H219V18H217V20H216ZM94 22H96V23H94ZM103 22V23H102ZM112 22V21H111ZM113 22L115 23V22H117V20H116V18H114L113 17ZM119 22V23H120ZM177 22V23H176ZM28 23V24H27ZM43 23V22H42ZM90 23H86L87 24V27H88V25H89V27L91 28V26H90ZM110 23V22H109ZM156 22H154V24H155ZM85 24V22H84V25H86ZM121 24V23H120ZM150 24V23H149ZM158 24H160V23H158ZM173 24V25H174ZM14 26V30L15 31H17V26ZM115 25H117L118 26V24L116 23ZM138 25V26H139ZM148 25V24H147ZM59 26V25H58ZM123 26H121V27H123ZM136 26L134 27V28H136ZM150 26V25H149ZM151 26H152V24H151ZM155 26H156V24H155ZM158 26H162V25H158ZM157 26V27H158ZM170 26H172V24H168V23H164V27H163V30H167L166 28H168V27H170ZM27 27H29V28H27ZM115 27V26H114ZM145 27V26H144ZM6 28V27H5ZM110 28V27H109ZM115 28H117V27H115ZM148 28V27H147ZM152 28V27H151ZM174 28V27H173ZM178 28V27H177ZM88 30H90L89 28H87ZM87 29H85V31L87 30ZM113 29V28H112ZM142 29V28H141ZM156 29V28H155ZM260 29V30H259ZM10 30V29H9ZM87 30V31H88ZM115 30H117V29H115ZM114 30V31H115ZM140 30V29H139ZM19 31V30H18ZM17 31V32H18ZM91 31V30H90ZM150 31H152V30H150ZM9 32H11V31H9ZM112 32V31H111ZM141 32H143V31H141ZM148 32H149V30H148ZM157 32V31H156ZM152 33V32H151ZM169 33H170V31H169ZM218 33V32H217ZM224 33V32H223ZM46 34V33H45ZM115 34V33H114ZM114 34L112 35V36H114ZM154 35H155V33H153ZM152 34V35H153ZM163 34H165L163 31H162V29H161V31H160V33H159V35H160V38H166L165 36H163L162 37V35ZM102 35V34H101ZM100 35V36H101ZM140 35V34H139ZM261 35H264V32L261 34ZM104 36V35H103ZM134 36V35H133ZM144 36H145V34H144ZM148 36V35H147ZM115 37V36H114ZM154 37H157V36H154ZM121 38V37H120ZM233 38V37H232ZM144 39V38H143ZM157 39V38H156ZM226 39V40H225ZM231 39V38H230ZM23 40V39H22ZM146 40V39H145ZM164 40V39H163ZM35 41V40H34ZM33 41V42H34ZM107 41V40H106ZM138 41V40H137ZM141 41V40H140ZM100 42V41H99ZM110 42V41H109ZM145 42V41H144ZM156 42V41H155ZM165 42V41H164ZM16 43H18V42H16ZM16 43H15V45H16ZM157 43V42H156ZM161 43V42H160ZM259 44H257L256 45V48H260V47H263L264 46V38L261 40L260 39V42H258ZM14 44V43H13ZM158 44V43H157ZM119 45V44H118ZM141 45H143V44H141ZM144 45H145V43H144ZM14 46V45H13ZM17 46H19V45H17ZM23 48H21V53L20 54H24V51H28L29 50V48L32 46H30V44L28 45L27 43H25V47L23 46V45H21ZM117 46V45H116ZM140 46V45H139ZM194 46V45H193ZM14 47H16V46H14ZM57 47V46H56ZM145 47V46H144ZM161 47H162V45H161ZM58 48V47H57ZM141 48V47H140ZM151 48V47H150ZM32 49V48H31ZM31 49L29 50V51H31ZM136 49V48H135ZM138 49V48H137ZM148 49V48H147ZM15 50H16V48H15ZM127 50V49H126ZM139 50V49H138ZM257 51L259 50V49H256ZM33 51V50H32ZM156 51V50H155ZM14 52V51H13ZM23 52V53H22ZM26 52H25V54H26ZM34 53H35V51H33ZM32 52V53H33ZM17 53H19L18 51H17ZM27 53H29V52H27ZM38 53V52H37ZM42 52H40L39 51V54H38V56L41 54ZM61 53H62V49H61ZM61 53H59V54H61ZM135 53V52H134ZM63 54V53H62ZM61 54V55H62ZM123 54V53H122ZM231 54H233V55H231ZM13 55H14V53H13ZM29 55V54H28ZM33 55V54H32ZM47 55V54H46ZM45 55V56H46ZM52 55H53V53H52ZM112 55H113V53H112ZM16 56V55H15ZM26 56H27V54H26ZM38 56H34L33 55V57H34V59H35V57H37L38 58ZM51 56V55H50ZM63 56H65L66 57V55H63ZM69 56V55H68ZM101 56V55H100ZM103 56V55H102ZM115 56V55H114ZM119 56H121V55H119ZM145 56V55H144ZM14 57V56H13ZM18 57V56H17ZM22 57H25V55L24 56H22ZM58 57V56H57ZM60 57V56H59ZM77 57H79V56H77ZM76 57V58H77ZM97 57V56H96ZM104 57V56H103ZM121 57H123V56H121ZM133 57V56H132ZM140 57V56H139ZM154 57V56H153ZM168 57H170V56H168ZM21 58V57H20ZM20 58H19V60H20ZM29 58H30V55H29ZM28 58V59H29ZM36 58V59H37ZM40 58H41V56H40ZM49 58V57H48ZM67 58V57H66ZM65 58V59H66ZM75 58V59H76ZM92 58H93V56H92ZM110 58V57H109ZM146 58H148V57H146ZM155 58V57H154ZM24 59V58H23ZM22 59V60H23ZM33 59V60H34ZM47 59V58H46ZM55 59V58H54ZM57 59V58H56ZM71 59V58H70ZM107 58H100V59H97L96 61H95V64L96 65H90L89 66V69H87L88 68V66H87V68H86V70H84L85 69V67H83L84 69H81V71H83V72H81L80 73V76L83 78V80H81L79 77H78V73H77V71H76V73L74 74L76 77H78V78H76L75 79V76H74V79H71L69 82V86L68 87H70V88H68V89H72L71 91H70V93H71V99L70 100H68V105H64L63 103V101L60 99V97H59V95H60V93H61V91H60V93H58V94H56L57 92H59V90L61 89V88H59L58 89V91L54 94V90L56 89H54L53 90V92H47V93H45V96H44V98H43V101H42V104H41V106H40V104L38 105V104H34L35 102H36V100H34L33 99V97L31 96V95H28V96H31L32 97V99H33V102H31V103H29V102H27L28 100L26 99V102L27 103H25L26 105L24 106V108H25V111L27 112V114H28V116H39V119L41 118V120H42V118H45L46 117V120H49V121H51V122H55L56 124L58 123L59 125H60V123H62L63 122V117H65V116H63V109H64V106H69V108H73V107H75L74 108V110L76 109V107H78V108H81L80 106H82L84 103H83V97L84 96H86L88 99H89V101H90V99H91V101L89 102V101H87V103H85V105L86 106H88V107H91V108H89L88 109V111L87 112H85L86 113V115L90 118V116L92 115V108H93V105L94 104H96L97 106H98V108L100 107L101 108V106H99V105H102L103 103H107L108 104V102H109V104L110 103H112V104H114V106H118V104H120V103H123V115L122 114H120L119 116H123V118L125 119V122H124V120L122 119V117H119V119L121 118V120H123V121H121V122H124V124H120L118 121V123L120 124L119 125V130L117 129L114 133H115V135H114V137L112 138V140L110 141L109 140V142H108V150L111 148V149H113L112 147H117L116 146V142L118 141H122L121 142V145L120 146H122V143L124 144L123 145V149L122 150H120V152L122 153V152H124L123 153V155L125 154V152H126V155H125V157L127 158L126 160H127V162L126 163H122V162H118L117 164H119V166L117 167L119 170V173L120 174H122V173H126L127 174V170H128V167L129 168H131V167H133V166H131V165H133V164H135L136 166L140 163V162H135V159L136 160H138V161H141L140 159H145V158H142L144 155H145V152H144V154H143V156H141V158L139 159V157H138V159L137 158H134V161H132V158H130L131 157V154H129L130 153V150H131V152H133L134 150L133 149H135V154L134 153H132V156L133 157H136L138 154H136V153H138V151L140 150L139 149V147H142L143 149L145 148V147H148L149 146V149L151 150V148H150V145H154V143H153V141H152V139H156V137H152V139L150 140V138H148L149 140H150V142L151 143H153V144H150L149 143V140H147V137L146 136H148V133H147V135H140V134H138L137 132V134L135 133V131L136 130H138V129H140L143 125H142V121H138L137 122V124H136V122H135V120H137L138 119V115L139 114H142V115H144L146 112H144V114L142 113V112H140L139 111V114L137 115V113L135 112V111H133L131 108H137L136 107V105H134V107L132 106V102L135 100V98L137 99L138 97H140V96H142V97H140V101L142 100V98H143V96H145V95H148L147 94V91H148V88H147V84L149 83L148 82V76L149 75H147L148 74V72H149V69L146 71V70H144V68H143V70L144 71H141V70H139V72L136 70L137 68H135V70L133 69V71L134 72H132V73H134V74H139V80L140 81H142L141 82V84H143V85H139L140 83V81L139 82H136V81H138V80H134L133 79V77L131 76L132 74L131 73H129V72H126L125 71V69L126 68H124V70H122V69H118L117 68V70L114 72V73H116L115 75L118 77V79H119V81H118V83L117 84H119V85H117L116 83V85L118 86L115 90H116V92H118V93H116V94H114L115 92V90H113L114 88H112L111 86V90L114 92H110V87H109V83L110 84H112L113 85V83L115 82H113V83H111V81L109 82V77L108 76H105L104 75V71H106L107 69V65L109 66V64H111V66L113 67V66H115V64L116 63H114V60H106ZM142 59V58H141ZM156 59V58H155ZM18 60V61H19ZM22 60H21V62H22ZM50 60H51V57H50ZM53 60V59H52ZM67 60V59H66ZM65 60V61H66ZM69 60V59H68ZM77 60H78V58H77ZM120 60V59H119ZM125 60V59H124ZM131 60V59H130ZM230 61V63H227L226 61ZM31 61V59H29V62ZM36 61V60H35ZM58 61V60H57ZM71 61V60H70ZM69 61V62H70ZM115 61H118L117 60V58H116V60ZM122 61V60H121ZM16 62H17V60H15V64H16ZM25 62V61H24ZM23 62V63H24ZM42 62H43V60H42ZM63 62H64V60H63ZM118 62H120V61H118ZM128 62V61H127ZM137 62V61H136ZM144 62V61H143ZM17 63H19V62H17ZM35 64H38L39 63V61L37 60V62H34ZM97 63H101V66H103V69L101 68V66L100 65H97ZM125 64H126V62H124ZM132 63V62H131ZM20 64V66H21V64L22 63H19ZM19 64L18 65H16L17 67L19 66ZM55 64V63H54ZM63 64V63H62ZM66 64H67V62H66ZM73 64V63H72ZM72 64H71V66H72ZM133 64V63H132ZM212 64H215V65H212ZM23 65H25V63L23 64ZM27 65H28V63H27ZM44 65V64H43ZM48 65V64H47ZM69 65V64H68ZM117 65V64H116ZM131 65V64H130ZM144 65V64H143ZM169 65V64H168ZM1 66H3V65H1ZM0 66V67H1ZM7 66L5 67V68H7ZM15 66V67H16ZM30 66V65H29ZM34 66V65H33ZM64 66V65H63ZM123 66V65H122ZM126 66H129L128 64L126 65ZM131 66H133V65H131ZM145 66V65H144ZM264 66V65H263ZM14 67V68H15ZM26 68H28V69H30V67H27V66H25ZM24 67V69L23 70H25L26 68ZM31 67H32V65H31ZM36 67H38L37 65H36ZM67 67V66H66ZM65 67V68H66ZM106 67V68H105ZM116 67H118V66H116ZM119 67H121L120 65H119ZM237 67H238V70H237ZM19 69H21V67H18ZM17 68V69H18ZM23 68V67H22ZM33 68V67H32ZM46 68V67H45ZM114 68V67H113ZM128 68V67H127ZM134 68V67H133ZM145 68H147V67H145ZM11 69V68H10ZM10 69H8V70H10ZM16 69V68H15ZM14 69V70H15ZM17 69H16V71H17ZM19 69H18V71H19ZM36 69V68H35ZM39 69H41V68H39ZM48 69V68H47ZM46 69V70H47ZM139 69H142V68H139ZM195 69H197L196 71H197V73H199V72H201L202 73V71H201V68L199 67V64L198 65H196L195 66ZM12 70V69H11ZM27 70V69H26ZM32 70V69H31ZM31 70H29V71H31ZM71 70V69H70ZM104 70V71H103ZM127 70V69H126ZM2 71V70H1ZM21 71H22V69H21ZM21 71H19V73L21 72ZM28 71V70H27ZM27 71H23V72H26V75H28L29 73H27ZM37 71V70H36ZM51 71V70H50ZM56 71V70H55ZM65 71V70H64ZM67 71V73H68V70H66ZM74 71V70H73ZM128 71V70H127ZM130 71V70H129ZM131 71H132V69H131ZM262 71H264V67H263V69L261 70V72H260V70H259V72L260 73H262ZM11 72H13V71H11ZM46 72V71H45ZM60 72V71H59ZM2 73V72H1ZM14 73H16V74H14ZM14 73H12V74H14V75H16L17 77H19V75L20 74H24V73H20V74H18V72H15L14 71ZM41 73V72H40ZM53 73V72H52ZM51 73V74H52ZM65 73V72H64ZM112 73H113V70H112ZM12 74H9L8 76H12ZM18 74V75H17ZM42 74H45V73H42ZM69 74V73H68ZM73 74V73H72ZM71 74V75H72ZM163 74V73H162ZM31 75H33V74H31ZM35 75V74H34ZM61 75V74H60ZM62 75H63V73H62ZM109 75V74H108ZM202 74H200V76H201ZM0 76H1V74H0ZM10 76V77H11ZM21 76H23V75H21ZM20 76V77H21ZM30 76V75H29ZM52 76V75H51ZM114 75L112 74V77H113ZM136 75H134V77H135ZM31 77V76H30ZM38 77V76H37ZM42 77V76H41ZM48 77V76H47ZM54 77V76H53ZM62 77V76H61ZM64 77V76H63ZM69 77V75H67V77H65L66 79ZM73 76H71V78H72ZM137 77V76H136ZM135 77V78H136ZM168 77V76H167ZM9 78V77H8ZM7 78V79H8ZM13 78H15V77H13ZM32 78V77H31ZM40 78V77H39ZM60 78V77H59ZM196 78H198V77H196ZM201 78H205V77H202L201 76ZM232 78H234V79H237V83H239V84H237L238 86H235V84H232L231 83V81H232ZM2 79H3V77H2ZM2 79H0V80H2ZM6 79V80H7ZM19 79V78H18ZM21 79V78H20ZM19 79V80H20ZM42 79V78H41ZM62 79V78H61ZM64 79V78H63ZM112 78H110V80H111ZM115 79H116V77H115ZM4 81H5V77H4V79H3ZM2 80V81H3ZM10 80V79H9ZM15 80H16V78L14 79V82H15ZM18 80V81H19ZM44 80V79H43ZM46 80V79H45ZM65 80V79H64ZM164 80V79H163ZM18 81H16V84H17V82ZM22 81V80H21ZM66 81V80H65ZM201 81V80H200ZM205 81V80H204ZM7 82V81H6ZM5 82V83H6ZM12 82V81H11ZM12 83L11 84V86L13 87V85L15 84V83ZM20 82V81H19ZM19 82H18V85H15L16 86V88H17V86H20V84H19ZM22 82H25V81H22ZM63 82V81H62ZM163 82V81H162ZM211 82V81H210ZM1 83V82H0ZM4 82H2V85L4 84V86H6V84H5ZM10 83V82H9ZM53 83V82H52ZM154 86H150V88L151 89H154L155 88V90H157L156 91V93H157V96H158V98H154L153 99V104L155 103V105L156 104H158L157 106H159L160 104H159V101L158 100H160L161 102L160 103H164V101L162 102V98L165 96V93H167V91H168V88L169 87H163L160 83H158V81L156 80V79H153V81L151 82ZM168 83V82H167ZM181 83H184V81L183 82H181ZM187 83V82H186ZM204 83V82H203ZM8 84V83H7ZM68 84V83H67ZM170 84H171V81H170ZM231 84V85H230ZM8 85H10V84H8ZM22 85V84H21ZM60 85V84H59ZM64 85V84H63ZM116 85H114V87L116 86ZM173 85H174V83H172L171 84V87H173ZM189 85V83H187V85L186 86H188ZM4 86L2 87L3 89H4ZM11 86H9V89L11 88ZM14 86V87H15ZM144 86V87H143ZM13 87V88H14ZM22 87V86H21ZM94 87H96L97 89H93ZM182 87V90H183V88H185V87H183V86H181ZM193 87V86H192ZM228 87L230 88V89H228ZM6 88H8V87H6ZM18 88H20V87H18ZM191 87H190V85H189V88H187L189 91H191V89H190ZM194 88V87H193ZM1 89V88H0ZM9 89H7V90H9ZM12 89V88H11ZM10 89V90H11ZM25 89V88H24ZM29 89H31V88H29ZM108 89H109V93H108ZM172 89V88H171ZM176 89V88H175ZM249 89V88H248ZM14 91L16 90V89H13ZM21 90V92L23 91L22 90V88L21 89H18L17 91H11V92H9V95L11 94H16L15 96H17V99H19L20 100V104H21V106H23L24 105V97L22 98V95L21 94H19V92L18 91H20ZM44 90H45V88H44ZM65 89H63V91H64ZM92 90H95L94 92L96 93V91H97V93L98 92H100L99 94H103V95H100V97H102V99L100 98L99 99V97L98 98H96L95 97V94H94V92H92ZM118 90V91H117ZM170 90V89H169ZM174 90V89H173ZM181 90V91H182ZM185 90H186V88H185ZM185 90H183V91H185ZM30 91V90H29ZM69 91V90H68ZM180 91V92H181ZM189 91H188V93L187 94H189ZM248 91V90H247ZM7 92V91H6ZM12 92H14V93H12ZM65 92H66V90H65ZM172 92H174V91H172ZM171 92V93H172ZM176 92V91H175ZM187 92V90L185 91V93ZM192 93H194V94H192V98H194V102H197L198 104H199V100H200V97H201V95H200V93H198V92H196L195 93V91H191ZM27 93V92H26ZM37 93V92H36ZM38 93H40V92H38ZM42 93V92H41ZM67 93V92H66ZM97 93H96V95H97ZM110 93H113L114 94V96H112L113 94H111V96H108V94H110ZM2 94V93H1ZM0 94V96H2ZM62 94H63V92H62ZM61 94V95H62ZM99 94L97 95V96H99ZM105 94H106V96H105ZM215 94V95H214ZM21 95V96H20ZM26 95V96H27ZM38 95V94H37ZM58 95V96H57ZM171 94H167L166 96H167V99L165 100V101H167L169 98H168V96H170ZM176 95H178V94H176ZM191 95V94H190ZM189 95V96H190ZM13 96V95H12ZM15 96H14V98H15ZM68 96V95H67ZM247 96V99H250L249 97H248V95H246ZM3 97V96H2ZM42 97V96H41ZM64 97H65V95H64ZM69 97V96H68ZM107 97H111V99H109V98H107ZM112 97H114V98H112ZM171 97H172V95H171ZM176 97V96H175ZM175 97H173V98H175ZM182 97V96H181ZM180 97V98H181ZM203 98H206V95L205 94H203V96H202ZM26 98H29V97H26ZM35 98V97H34ZM63 98V97H62ZM87 98H85V99H87ZM132 98H133V101H131L132 100ZM146 98V97H145ZM144 98V99H145ZM165 98V97H164ZM163 98V99H164ZM187 98V97H186ZM190 98H191V96H190ZM3 99V98H2ZM16 99V100H17ZM30 99V98H29ZM69 99V98H68ZM142 100L141 102H138V100H136L135 101V103L137 104H139L140 103V105H137V106H142L141 104L144 102V103H146L145 102V100ZM147 99H149V98H147ZM19 100H17V101H19ZM171 100H172V98H171ZM195 100H197V101H195ZM7 101V100H6ZM65 101H67L66 99H65ZM106 101V102H105ZM108 101V102H107ZM124 101V102H123ZM147 101V100H146ZM254 101V102H255ZM63 102V103H62ZM84 102H86V101H84ZM89 102V103H88ZM158 102V103H157ZM167 102H169V100L167 101ZM167 102H165L166 104H167ZM183 102H184V100H183ZM193 102V103H194ZM2 103H3V101H2ZM1 103V104H2ZM66 102H65V104H67ZM94 103V104H93ZM134 103V104H135ZM143 103V104H144ZM189 103V102H188ZM192 103V102H191ZM148 104V103H147ZM183 104V103H182ZM181 104V105H182ZM104 105V104H103ZM144 105H146V104H144ZM152 105V104H151ZM155 105H153V106H155ZM171 105V104H170ZM177 105V104H176ZM189 104H187V106H188ZM194 105V104H193ZM200 105V104H199ZM1 106V105H0ZM17 106H19V105H17ZM97 106H96V110L98 109L97 108ZM108 106V105H107ZM110 106V105H109ZM111 106H113V105H111ZM113 106V107H114ZM121 106H122V104H121ZM148 106H150V105H147L145 108H146V110L148 109ZM156 106V107H157ZM161 106V105H160ZM163 106V105H162ZM161 106V107H162ZM172 106V105H171ZM183 106V105H182ZM181 106V107H182ZM195 106H197V104L195 105ZM202 106V105H201ZM20 107V106H19ZM140 107H138V108H140ZM152 107V106H151ZM155 107V108H156ZM161 107H160V110H157V109H159V108H157V109H155L154 107V109L152 108H150L149 107V109H150V111H149V109H148V113H146V116L148 115V118H149V116H151V114H149V112H154L155 111V115L154 114H152V115H154L156 118H155V121H154V123H155V126L153 127L152 126V129L153 128H156V130L157 129H159L158 131H160V133H162L161 131H163V132H166L167 131V133H170L171 134V132H172V134L174 133V131L172 130H169L168 128H167V125L165 124L166 123V121L169 119V121H170V119H172V118H174V119H176V118H181V119H179V121L181 120V122H179V123H182V118H183V116L181 115L182 114V110H184V108H182V110H180L179 111V109H176L175 107L172 109H170V107H168L167 109L165 108V109H163L162 108V110H161ZM185 107V106H184ZM192 107V106H191ZM203 107V106H202ZM22 108V107H21ZM24 108H22V109H24ZM67 108V107H66ZM143 108H144V106H143ZM145 108H144V110L143 111H146L145 110ZM196 108V107H195ZM194 107H193V109H195ZM201 108V107H200ZM20 109V108H19ZM94 110H95V108H93ZM121 109V108H120ZM169 109V110H168ZM186 109V108H185ZM192 109V110H193ZM139 110H141L142 111V109L140 108ZM187 110V109H186ZM186 110H185V114H186ZM188 110H190L189 108H188ZM200 110V109H199ZM202 110V109H201ZM250 110V109H249ZM71 111V110H70ZM137 111V110H136ZM182 111V112H181ZM191 111V110H190ZM194 111V110H193ZM193 111H191V112H193ZM22 112V114H24L23 112L24 111H21ZM74 112H76V111H74ZM98 112H99V109H98ZM108 112H110V111H108ZM138 112V111H137ZM202 112V111H201ZM201 112H200V115H201ZM205 112V111H204ZM82 113H84V112H82ZM104 113V112H103ZM116 113V112H115ZM114 113V114H115ZM199 113V112H198ZM205 113V114H206ZM258 113H261V117H260V115H258ZM21 114V113H20ZM26 114V113H25ZM24 114V115H25ZM71 114V113H70ZM202 114H203V112H202ZM206 114V115H207ZM85 115V116H86ZM109 114L107 113V115L106 116H108ZM142 115H140L141 116V118H142ZM193 115V114H192ZM204 116L205 118L207 117V116ZM209 115H208V117H209ZM218 115V114H217ZM216 115V116H217ZM230 115V116H231ZM26 116V115H25ZM24 116V117H25ZM69 116V115H68ZM75 116V115H74ZM86 116V117H87ZM94 116V115H93ZM139 116V117H140ZM145 116V115H144ZM144 116H143V118H144ZM176 116H179V117H176ZM187 116V115H186ZM190 115H188V117H189ZM215 116V117H216ZM83 117V116H82ZM85 117V118H86ZM96 117V116H95ZM116 117H118V114L116 115ZM116 117H114V119H116ZM198 118H199V116H197ZM207 117V118H208ZM214 117V118H215ZM250 117V118H251ZM23 118V117H22ZM38 118V117H37ZM88 118V119H89ZM151 118H153L152 116H151ZM150 118V119H151ZM190 118V117H189ZM193 118V117H192ZM192 118H191V120H192ZM203 117H201V119H202ZM217 118H220L221 119V117L220 116H218ZM226 118V120L227 119H229V115H228V118L227 117H225ZM65 119V118H64ZM88 119H86V120H88ZM173 119V120H174ZM200 119V118H199ZM201 119H200V121L199 120H197V121H199V122H201ZM209 119V118H208ZM223 119V118H222ZM232 119V118H231ZM231 119H230V121H231ZM19 120V119H18ZM23 120H24V118H23ZM30 120H32V119H30ZM45 120V119H44ZM96 120V119H95ZM94 120V121H95ZM102 120H104V119H102ZM117 120H118V118H117ZM129 120V121H128ZM139 120V119H138ZM140 120H142V119H140ZM153 120V119H152ZM188 120V119H187ZM203 120V119H202ZM214 120H215V123H214ZM213 121H212V123H214L213 125H211L212 127H213V129L215 130L214 131V133L217 135V137H216V139L217 138H219L220 136H222V133H220V131L222 132V130L221 129H219L218 127L219 126H221V125H219V123H218V121L219 122H222L221 120H218V119H214ZM216 120H218V121H216ZM27 121V120H26ZM38 121V120H37ZM147 121H149L148 119H147ZM185 121V120H184ZM193 121H195V119L193 120ZM193 121H192V124H193ZM197 121H195V122H197ZM35 122V121H34ZM42 122V121H41ZM48 122V121H47ZM89 122H90V120H89ZM100 123H101V121H99ZM116 122V121H115ZM140 122H142V123H140ZM174 122H176V121H174ZM203 122V121H202ZM204 122H205V120H204ZM204 122H203V124H204ZM207 122V121H206ZM224 123H225V120L223 121ZM227 122V121H226ZM247 122V121H246ZM258 122V123H259ZM95 123V122H94ZM105 123V122H104ZM110 123V122H109ZM138 123L139 124H141V126H138ZM167 123H169L170 124V122H167ZM172 123V122H171ZM178 123V124H179ZM198 123V122H197ZM196 123V124H197ZM210 123V122H209ZM218 123V124H217ZM228 123V122H227ZM231 124L233 123V121L232 122H230ZM253 123V122H252ZM262 123V122H261ZM43 124H45V123H43ZM58 124H57V126H58ZM67 124V123H66ZM90 124H91V122H90ZM99 124V123H98ZM117 124V123H116ZM147 124V123H146ZM191 124V125H192ZM195 124V125H196ZM216 124L217 125H219L218 127L216 126ZM221 124V123H220ZM243 124V123H242ZM260 124V123H259ZM72 125V124H71ZM96 125V124H95ZM154 125V124H153ZM182 125H184V124H182ZM181 124H180V126H182ZM222 125H224V124H222ZM227 125V124H226ZM254 126L256 125L255 123L253 124ZM42 126V125H41ZM61 126H63V124H61ZM92 126V125H91ZM94 126V125H93ZM92 126V127H93ZM97 126V125H96ZM95 126V127H96ZM105 126V125H104ZM107 126H108V123H107ZM111 127V129L114 127L112 124L110 125ZM113 126V127H112ZM132 127V128H134V126H138L136 129L134 128V130H133V132L134 133H132V132H130V133H128V132H126L127 131V128L128 127ZM147 126V125H146ZM148 126H149V123H148ZM148 126H147V128H148ZM151 126V125H150ZM179 126V125H178ZM180 126H179V129H182V127L180 128ZM193 127H194V125H192ZM196 126H199V125H196ZM256 126H258L259 128H258V130H260V132L258 131V132H256V130H254V129H252V132L251 133H249L250 135H249V137H247L245 134V136H246V138H244L242 141H241V143H239V142H235L233 145H235V147L237 148V153H238V151L240 152V151H242L243 150V152L244 151H246V152H250L249 154H248V156H245L244 158H239V159H226L225 160V158H224V160H221L220 161V163H218L219 164V167H221L220 169L222 170L223 168L224 169H229V167H231L234 171L236 170L238 173H240V175H241V173L243 174V173H246V171H249V172H256V174H260V172H261V170H260V166L259 165H261L260 163H264V125L263 124H261V125H256ZM52 127V126H51ZM58 127H60V126H58ZM58 127H56L57 128V130L59 129ZM64 127V126H63ZM77 127H78V125H77ZM98 127V126H97ZM101 127H103V126H101ZM100 127V128H101ZM109 127V126H108ZM176 127V126H175ZM185 127V126H184ZM183 127V128H184ZM190 127V126H189ZM192 127V128H193ZM215 127V128H214ZM253 127V126H252ZM46 128H48V127H46ZM49 128H50V126H49ZM53 128V127H52ZM55 128V129H56ZM71 128V127H70ZM87 128V127H86ZM118 128V127H117ZM132 128H131V130H132ZM146 128V129H147ZM172 128V127H171ZM187 128V127H186ZM185 128V129H186ZM191 128V129H192ZM195 128V127H194ZM54 129V128H53ZM65 129V128H64ZM67 129V128H66ZM72 129V128H71ZM73 129H74V126H73ZM107 129V128H106ZM142 129V128H141ZM141 129H140V131H141ZM172 129H174V128H172ZM189 129V128H188ZM200 130V128L198 127L197 128V130ZM212 129V130H213ZM246 129V128H245ZM44 130H45V127H44ZM60 130V129H59ZM69 130V129H68ZM84 131H85V129H83ZM97 130H98V128H97ZM108 130V129H107ZM144 130V129H143ZM150 130V127H149V129L147 130V131H149ZM155 130V129H154ZM178 129L176 128L175 129V132L177 131ZM194 130H195V132H194ZM194 130H192L190 133L189 132H187V130H185V131H179L178 132V135L177 136H175V137H178V140L179 141H181L180 143H178V145H179V147L177 148L178 150H177V153L178 152H183L184 150V152L186 153V151H188V150H186V149H184L185 147H187L188 145L190 146V147H192V149L191 150H193V151H191V150H189V151H191L192 152V154L194 153V155H195V153L196 152H199V153H201V156H203V158L202 159H204V157H205V155H204V151H205V145L208 147V143L206 142L207 141V139L209 138H206V139H203L202 138V135H203V137H204V131H203V133H202V131H200L201 133L200 134H202L201 135V137H199L200 138V140H198V138L196 139V136L197 135H199V134H195V133H197L196 131V129H194ZM198 130V131H199ZM209 130V129H208ZM208 130H206L207 132H208ZM18 131V130H17ZM66 131V130H65ZM91 131V130H90ZM110 131V130H109ZM118 131V132H117ZM248 131V130H247ZM96 132H98V131H96ZM100 132V131H99ZM157 132V131H156ZM192 132H194V134H192ZM231 132V131H230ZM15 133V132H14ZM45 133H46V131H45ZM141 133H143L142 131H141ZM146 133V132H145ZM144 133V134H145ZM153 133V132H152ZM199 133V132H198ZM208 133H210V132H208ZM246 133V132H245ZM18 134H19V132H18ZM72 134V133H71ZM76 134V133H75ZM80 134V133H79ZM101 134V133H100ZM109 134V133H108ZM159 134V133H158ZM157 134V135H158ZM206 134V133H205ZM214 134V135H215ZM225 134V133H224ZM231 134V133H230ZM34 135V134H33ZM82 135V134H81ZM111 135H113V134H111ZM155 135V134H154ZM160 135V134H159ZM163 135V133L160 135V136H162ZM167 134L166 133H164V135L163 136H166ZM174 135H175V133H174ZM243 135V136H244ZM30 136V135H29ZM103 136V135H102ZM206 136V135H205ZM229 136V135H228ZM244 136V137H245ZM76 137H78V135L76 136ZM148 137H150V136H148ZM167 137V136H166ZM168 137H169V135H168ZM172 136H170V139H172L171 138ZM174 137V136H173ZM198 137V136H197ZM85 138V137H84ZM104 138V137H103ZM115 138V139H114ZM159 138V137H158ZM157 138V139H158ZM161 138V137H160ZM164 139H166L165 137H163ZM106 139H107V137H106ZM169 139V138H168ZM161 140H163V139H161ZM203 140L205 141V143L203 142ZM211 140V139H210ZM215 140V139H214ZM213 140V141H214ZM221 140V137H220V139H219V141ZM93 141V140H92ZM164 141V140H163ZM117 142V144H119ZM157 142H158V140H157ZM168 142V141H167ZM175 142V141H174ZM214 142H216V141H214ZM218 142V141H217ZM216 142V143H217ZM115 143V144H114ZM176 143V142H175ZM215 143V144H216ZM86 144V143H85ZM106 144V143H105ZM150 144V145H149ZM158 144V143H157ZM177 144V143H176ZM87 145V144H86ZM91 145V144H90ZM156 145V144H155ZM170 145H171V143H170ZM211 145V144H210ZM214 145V144H213ZM228 145V144H227ZM232 145V146H233ZM166 146V145H165ZM173 146H175V145H173ZM189 146L187 147V149L189 148ZM215 146V145H214ZM212 147V146H211ZM231 147V146H230ZM117 148H119V147H117ZM136 148H137V152H136ZM162 148H163V146H162ZM161 147H160V149H162ZM166 148V147H165ZM169 148V147H168ZM216 148V147H215ZM236 148H233L234 150L236 149ZM106 149V148H105ZM139 149V150H138ZM153 149V148H152ZM155 149L157 150V148L155 147ZM170 149V148H169ZM175 149H176V147H175ZM190 149V148H189ZM213 148H211L210 149V151L212 150ZM223 149V148H222ZM231 149V148H230ZM124 150V151H123ZM133 150V151H132ZM149 150V151H150ZM168 150V149H167ZM206 150H208V149H206ZM215 150H217V149H215ZM214 150V151H215ZM103 151V150H102ZM110 151H112V150H110ZM110 151L108 152L107 151V153H108V155H110L111 153H110ZM119 151V150H118ZM117 151V152H118ZM146 151H147V148H146ZM153 151V150H152ZM159 151V150H158ZM167 152V151H166ZM171 152V151H170ZM175 152V151H174ZM212 152V151H211ZM220 152H222V151H220ZM245 152V153H246ZM95 153V152H94ZM93 153V154H94ZM121 153H118V154H120L121 155ZM140 154H141V150H140V152H139ZM143 153V152H142ZM149 153V152H148ZM148 153L146 152V156L148 155ZM162 153V152H161ZM160 153V154H161ZM189 153V152H188ZM202 153H203V155H202ZM205 153H208L207 151H205ZM212 153H214V152H212ZM223 153V152H222ZM96 154V153H95ZM155 154H157V153H155ZM163 154V153H162ZM167 154V153H166ZM165 154V155H166ZM181 153H179V155H180ZM191 154V153H190ZM190 154H188L189 155V158H192L194 155H192V157H190ZM239 154V153H238ZM237 154V155H238ZM243 154V153H242ZM107 155V156H108ZM142 155V154H141ZM174 155V154H173ZM183 155H184V153H183ZM182 155V157H184ZM188 155H185V157L186 156H188ZM200 155V154H199ZM197 153H196V156L195 157H193L194 158V160H196L195 158H198V156H199ZM245 155V154H244ZM88 156H90V155H88ZM87 156V161H88V163L90 164V165H92L94 162H93V159H92V156H90V157H88ZM97 156V155H96ZM102 156V155H101ZM122 156V155H121ZM176 156V155H175ZM211 156V155H210ZM225 156V155H224ZM57 157V156H56ZM65 157H66V155H65ZM64 157V160L65 159H67V158H65ZM67 157H69V156H67ZM106 157V156H105ZM109 157V156H108ZM112 157V156H111ZM123 157V156H122ZM125 157H123L124 159H125ZM145 157V156H144ZM148 157V156H147ZM154 157H155V155H154ZM161 157V156H160ZM169 157V156H168ZM171 157H173V156H171ZM179 157V156H178ZM177 157V158H178ZM213 157V156H212ZM236 157V156H235ZM115 157H113L112 159H114ZM119 158V157H118ZM118 158L117 159H115V160H118ZM158 158V157H157ZM192 158V159H193ZM200 158V157H199ZM217 158V157H216ZM227 158V157H226ZM58 159V158H57ZM111 159V158H110ZM109 159V160H110ZM123 159V160H124ZM148 159V158H147ZM147 159H145V160H147ZM154 159V158H153ZM164 159H166V158H164ZM175 159V158H174ZM191 159V160H192ZM201 159V158H200ZM201 159V160H202ZM61 160V159H60ZM68 160V159H67ZM96 160V159H95ZM120 160H122V159H120ZM184 160V159H183ZM186 160H190V159H186ZM198 161L197 162H201L199 159H197ZM211 160V159H210ZM214 160V159H213ZM212 160V161H213ZM62 161V160H61ZM60 161V162H61ZM72 161V160H71ZM142 161H144V160H142ZM150 161H151V159H150ZM162 161V160H161ZM208 161V160H207ZM212 161H209V162H212ZM260 161V162H259ZM262 161V162H261ZM65 162H66V160H65ZM149 162V161H148ZM182 162V161H181ZM180 162V163H181ZM186 162V161H185ZM194 162V161H193ZM192 162V163H193ZM196 162V161H195ZM194 162V163H195ZM196 162V163H197ZM215 162V161H214ZM69 163V162H68ZM131 163V164H130ZM142 163V162H141ZM145 163V162H144ZM153 163V162H152ZM157 163H158V161H157ZM165 163V162H164ZM175 163V162H174ZM195 163V164H196ZM61 164V163H60ZM100 164V163H99ZM147 164V163H146ZM151 164V163H150ZM171 164V163H170ZM184 164V163H183ZM186 164H187V162H186ZM211 164H213V163H211ZM97 165V164H96ZM141 165H144L145 166V164H140V166ZM161 165H162V163H161ZM176 165V164H175ZM190 165V164H189ZM193 165V164H192ZM201 165H202V163H201ZM204 165V164H203ZM65 166V165H64ZM112 166V165H111ZM131 166V167H130ZM147 166V168H148V166L149 165H146ZM145 166V167H146ZM157 166V167H156ZM156 166H154L155 168L153 169V171L151 172V175H153V176H155V175H158V173L161 171L160 169L161 168H159L160 167V165L158 166V165H156ZM191 166V165H190ZM196 166H199V165H196ZM208 166V165H207ZM214 166V165H213ZM215 166H216V164H215ZM51 166H49V168H50ZM71 167V166H70ZM143 167V166H142ZM166 170H168V168L170 167V165L169 164H165L164 166H163ZM175 167V166H174ZM177 167V166H176ZM211 167H212V165H211ZM52 168V167H51ZM62 168V167H61ZM67 168V167H66ZM65 168V169H66ZM112 168V167H111ZM114 168V167H113ZM135 168V167H134ZM144 168V167H143ZM151 168V167H150ZM172 168V167H171ZM207 168V167H206ZM205 168V169H206ZM64 169V168H63ZM97 169V168H96ZM110 169V168H109ZM163 169V168H162ZM178 169V168H177ZM176 169V171L178 172V170ZM190 169V168H189ZM193 169V168H192ZM192 169H190V170H192ZM200 169V168H199ZM212 169V168H211ZM210 169V170H211ZM214 169V168H213ZM219 169V168H218ZM81 170V169H80ZM85 170V169H84ZM114 170H115V168H114ZM130 170V169H129ZM135 170H137V169H135ZM145 170H147V169H145ZM165 170V171H166ZM170 170V169H169ZM169 170H168V172H169ZM232 170V171H233ZM60 170L58 169V168H55V169H51V170H48L47 171V175H48V177H49V179L51 180L52 178L53 179H60L59 177H60V172H59ZM88 171V170H87ZM86 171V172H87ZM173 171H175V170H173ZM185 171V170H184ZM194 171H196V170H194ZM207 171V170H206ZM213 171H215V170H213ZM220 171V170H219ZM218 171V172H219ZM116 172H117V169H116ZM129 172V171H128ZM132 172V171H131ZM201 172V171H200ZM221 172V171H220ZM110 173V172H109ZM113 173V172H112ZM139 173H140V171H139ZM144 173V172H143ZM143 173H142V176H144L143 175ZM147 173V172H146ZM167 173V172H166ZM172 173V172H171ZM170 173V174H171ZM185 173H187V172H185ZM202 173H203V171H202ZM201 173V174H202ZM248 173V172H247ZM1 174V173H0ZM63 174V173H62ZM116 174V173H115ZM120 174H118V175H120ZM123 174V175H124ZM176 174V173H175ZM183 174V173H182ZM261 174H262V172H261ZM260 174V175H261ZM46 175V176H47ZM109 175H111V174H109ZM167 175H168V173H167ZM222 175V174H221ZM238 175V174H237ZM3 176V175H2ZM1 176V177H2ZM45 176V175H44ZM63 176V175H62ZM61 176V177H62ZM112 176V175H111ZM110 176V177H111ZM122 176V175H121ZM127 176V175H126ZM139 176H140V174H139ZM146 176V175H145ZM166 176V175H165ZM179 176V175H178ZM184 176V175H183ZM203 176V175H202ZM239 176V175H238ZM5 177V176H4ZM68 177V176H67ZM125 177V176H124ZM134 177V176H133ZM152 177V176H151ZM160 177H161V175H160ZM177 177V176H176ZM193 177V176H192ZM262 177V176H261ZM135 178H137V177H135ZM140 178V179H139ZM139 178H137V179H139L138 181V184H140V183H142V184H140L138 187L140 188V187H142V190L139 192L138 190H134V194H135V196L138 194V193H141L142 194V198L145 200V201H147V199H149L150 201L151 200H154V197L152 196L151 197V195H150V193H152V192H154L155 191V186H153V184H152V179L151 180H149V178H147V177H139ZM154 178V177H153ZM166 178V177H165ZM175 178V177H174ZM48 179V180H49ZM52 179V180H53ZM63 179V178H62ZM115 179V178H114ZM183 179V178H182ZM205 179H207V178H205ZM179 180V179H178ZM187 180V179H186ZM203 180V179H202ZM54 181V180H53ZM66 181H67V178H66ZM119 181H120V179H119ZM122 181V180H121ZM137 181V180H136ZM175 181V180H174ZM191 181H194V179H192ZM264 181V180H263ZM113 182V181H112ZM116 182H118V181H116ZM180 182V181H179ZM4 183H6V182H4ZM56 183V182H55ZM64 183V182H63ZM135 183H137V182H134V184ZM163 183V182H162ZM166 183V182H165ZM169 183V182H168ZM176 183V182H175ZM178 183V182H177ZM182 183V182H181ZM213 183V182H212ZM119 184V183H118ZM121 184V183H120ZM119 184V185H120ZM137 184V185H138ZM158 184H159V182H158ZM187 184V183H186ZM244 184V183H243ZM4 185V184H3ZM99 185V184H98ZM116 185V184H115ZM127 185V184H126ZM126 185H125V187H126ZM136 185V186H137ZM157 185V184H156ZM165 185H167V184H165ZM175 185V184H174ZM196 185V184H195ZM210 185V184H209ZM221 185H223L222 183H221ZM1 186V185H0ZM73 186V185H72ZM164 186V185H163ZM181 186V185H180ZM190 186V185H189ZM250 186V185H249ZM258 186V185H257ZM3 187V186H2ZM2 187H0V264H42V263H45V260L43 261V258H41V257H39V255L41 254L40 253V251H38L37 249H38V247L37 246H35L36 245V243L37 244H39V241H40V239L42 238V236L40 235V234H43V233H41L42 232V230L41 229H36L35 228V226L37 225L36 224V222H31V220L35 217V216H37L38 215V213H39V208H37V206H40V204H41V202L40 201H42V198H41V196H40V194H38V192H36V196H34V199H33V201L31 202V203H29L28 201H27V199H24V197L22 196V195H17L16 193H14L15 195H13V194H11V193H8L7 191V193H3V189H2ZM67 187V186H66ZM118 187V186H117ZM124 187V186H123ZM138 187H136V188H138ZM157 187V186H156ZM162 187V186H161ZM165 187V186H164ZM168 187V186H167ZM214 187V186H213ZM4 188H6V187H4ZM119 188H121V187H119ZM186 188V187H185ZM210 188H211V186H210ZM254 188V187H253ZM12 189V188H11ZM65 189V188H64ZM70 189V188H69ZM117 189V188H116ZM126 189H128V188H126ZM169 189H170V187H169ZM177 189V188H176ZM200 189V188H199ZM255 189V188H254ZM80 190V189H79ZM132 190V189H131ZM131 190H130V192H131ZM160 190V189H159ZM175 190V189H174ZM208 190V189H207ZM228 190V189H227ZM258 190V189H257ZM260 190V189H259ZM10 191V190H9ZM64 191V190H63ZM67 191V190H66ZM133 191V190H132ZM162 191V190H161ZM5 192V191H4ZM19 192V191H18ZM72 192V191H71ZM71 192H70V194L69 193H65L64 195H62L65 199V201H67V202H69L70 204H69V210H68V213L70 214V215H79V213H80V215L91 225V228L90 229H92L93 228V231H95L96 233H97V231H99V224L100 225H102V223H104L105 224V228H107V230H110V232H111V230H113V225H112V223L110 222V220H109V218H106V216H105V218H104V220H102L100 217V213H98L96 210H94L90 205H88V204H82L80 201H79V199H77L75 196H73L72 194H71ZM118 192V191H117ZM174 192V191H173ZM218 192V191H217ZM217 192H216V194H217ZM132 193V192H131ZM131 193H130V195H131ZM172 193V192H171ZM179 193V192H178ZM186 193V192H185ZM188 193V192H187ZM231 193V192H230ZM254 193V192H253ZM264 193V192H263ZM75 194H77V193H75ZM123 194V193H122ZM134 194L132 193V195L134 196ZM140 194V195H141ZM166 194V193H165ZM191 194V193H190ZM202 194V193H201ZM226 194V193H225ZM78 195V194H77ZM153 195V194H152ZM218 195V194H217ZM216 195V196H217ZM221 195V194H220ZM132 196V197H133ZM173 196V195H172ZM182 196V195H181ZM185 196H188L187 194H185ZM233 196V195H232ZM61 197V196H60ZM81 197V196H80ZM131 197V198H132ZM138 197V196H137ZM148 197V198H147ZM184 197V196H183ZM229 197V196H228ZM79 198V197H78ZM134 198V197H133ZM178 198V197H177ZM182 198V197H181ZM186 198V197H185ZM207 198V197H206ZM135 199V198H134ZM208 199V198H207ZM82 200H84L83 198H82ZM137 200V199H136ZM143 200V201H144ZM157 200V199H156ZM175 200V199H174ZM184 200V199H183ZM186 200H187V198H186ZM191 200H192V198H191ZM197 200V199H196ZM209 200V199H208ZM141 201V200H140ZM144 201V202H145ZM165 201V200H164ZM195 201V200H194ZM205 201V200H204ZM207 201V200H206ZM216 201V200H215ZM13 202H14V204H18V206H17V208H16V211L14 212V214L13 213H11V211L9 210V208H8V206L7 205H11V204H13ZM136 202V201H135ZM185 202V201H184ZM217 202V201H216ZM84 203V202H83ZM131 203V202H130ZM170 203V202H169ZM205 203V202H204ZM203 203V204H204ZM229 203V202H228ZM245 203V202H244ZM45 204V203H44ZM171 204H172V202H171ZM202 204V205H203ZM250 204V203H249ZM134 205V204H133ZM143 205V204H142ZM141 205V206H142ZM147 205V204H146ZM202 205H200V206H202ZM230 205V204H229ZM232 205V204H231ZM12 206V205H11ZM43 206V205H42ZM66 206V205H65ZM139 206V205H138ZM205 206V205H204ZM250 206V205H249ZM45 207V206H44ZM145 207V206H144ZM191 207V206H190ZM215 207V206H214ZM224 207V206H223ZM14 208V207H13ZM208 208V207H207ZM212 208V207H211ZM219 208V207H218ZM161 209H163V208H161ZM138 210V209H137ZM152 210V209H151ZM171 210V209H170ZM173 210V209H172ZM184 210V209H183ZM204 210L205 209H202V210H200V215H203L204 214ZM208 210V209H207ZM233 210V209H232ZM264 210V209H263ZM148 211H150V210H148ZM156 211V210H155ZM12 212H13V210H12ZM47 212V211H46ZM171 212V211H170ZM21 213V214H20ZM162 213V212H161ZM164 213H166V211L164 212ZM210 213V212H209ZM13 214V215H12ZM170 214V213H169ZM177 214V213H176ZM218 214H219V212H218ZM50 215V214H49ZM48 215V216H49ZM140 215V214H139ZM153 215V214H152ZM175 215V214H174ZM173 215V216H174ZM12 216H13V218L15 219L16 217H19V225H15V223L16 222H18L17 221V219H16V222L14 221V219L12 218ZM109 216V215H108ZM107 216V217H108ZM172 216V217H173ZM209 216V215H208ZM218 216V215H217ZM216 216V217H217ZM134 217V216H133ZM137 217V216H136ZM178 217V216H177ZM203 217V216H202ZM255 217V216H254ZM257 217V216H256ZM259 217V216H258ZM38 218V217H37ZM46 218V217H45ZM48 218V217H47ZM205 218V217H204ZM83 219V220H84ZM178 219V218H177ZM254 219V218H253ZM257 219V218H256ZM43 220V219H42ZM41 220V221H42ZM47 220H50V219H47ZM84 220V221H85ZM181 220V219H180ZM194 220H195V218H194ZM206 220V219H205ZM231 220V219H230ZM198 221V220H197ZM213 221V220H212ZM220 221V220H219ZM242 221V220H241ZM252 221V220H251ZM264 221V220H263ZM13 222H15L14 223V226H13ZM31 222V223H30ZM39 222H40V220H39ZM239 222V221H238ZM237 222V223H238ZM257 222V221H256ZM38 223V222H37ZM45 223H46V221H45ZM153 223H154V220H153V222H152V225H153ZM173 223V222H172ZM199 223V222H198ZM214 223V222H213ZM252 223V222H251ZM259 223V222H258ZM18 224V223H17ZM42 224V223H41ZM47 224V223H46ZM45 224V225H46ZM155 224V223H154ZM171 224V223H170ZM189 224V223H188ZM243 224V223H242ZM253 224V223H252ZM162 225V224H161ZM164 225V224H163ZM213 225V224H212ZM219 225V224H218ZM251 225V224H250ZM254 225V224H253ZM102 226H104V225H102ZM101 226V227H102ZM149 226H151L150 224L147 226V229H145V232H144V236H143V238H142V241H140L141 243H139L138 245H136V246H132V247H128L129 249H131V251L133 252V256H132V258H131V261L129 262V263H127V264H146V261H147V257H146V255L144 256V255H140L139 253H135V251H137V248H141V246L142 245H144L145 243H147V239H148V237H150V233H151V229H150V227ZM166 226V225H165ZM248 226V225H247ZM16 227V228H15ZM47 227V226H46ZM89 227V226H88ZM229 227V226H228ZM245 227V226H244ZM38 228H39V226H38ZM41 228V227H40ZM105 228H104V230H105ZM47 229V228H46ZM24 230V231H23ZM216 230V229H215ZM252 230V231H251ZM250 231H251V233H250V236H251V239H250V241L249 240H247V238H242V237H238V239H242L243 240V244H240V243H242V242H240L239 244L237 243V245H236V241L232 244L231 242H228L229 244H232V246H228V247H232V248H230L231 249V251H232V249H233V251L235 252H233V254H235V255H240L241 254V256H242V254H245V253H242V251L243 250H245V249H248L249 247H254V246H256V245H254L255 244V242L254 241H261V240H259V239H262V238H264V235H262V234H264V222H262L261 224H258V225H254V227H252V229H251ZM27 231V232H26ZM207 231V230H206ZM22 232H26V234L24 235V236H22V235H20V233H22ZM44 232V231H43ZM46 232H47V230H46ZM105 232V231H104ZM108 232V231H107ZM113 232H114V230H113ZM170 232V231H169ZM174 232H175V230H174ZM173 232V233H174ZM220 232V231H219ZM96 233H95V235H96ZM106 233V232H105ZM112 233V232H111ZM171 233V232H170ZM98 234V233H97ZM110 234V233H109ZM113 234V233H112ZM221 234V233H220ZM220 234H219V236H220ZM248 234V233H247ZM222 235L225 237V236H227V233L226 232H223L222 233ZM262 235V236H261ZM46 236V235H45ZM160 236V235H159ZM205 236V235H204ZM214 236H215V234H214ZM218 236V235H217ZM218 236V237H219ZM238 236V235H237ZM249 236V237H250ZM261 236V237H260ZM112 237V236H111ZM220 237H222V236H220ZM219 237V238H220ZM248 237V238H249ZM104 238H106V237H104ZM110 238V237H109ZM187 238V237H186ZM195 238V237H194ZM196 238H198V237H196ZM218 238V239H219ZM226 238V237H225ZM43 239V238H42ZM103 239V238H102ZM107 239V238H106ZM197 240V239H196ZM215 240V239H214ZM221 240V239H220ZM219 240V241H220ZM45 241V240H44ZM107 241V240H106ZM223 241H224V239H222V242L220 241V243L223 245ZM226 241V240H225ZM239 241H241V240H239ZM253 241V242H252ZM257 241V242H258ZM169 242V241H168ZM218 242V241H217ZM251 242V243H250ZM261 242H264V240L263 241H261ZM43 243H45V242H43ZM48 243V242H47ZM108 243V242H107ZM106 243V244H107ZM111 243V242H110ZM123 243V242H122ZM176 243V242H175ZM197 243V242H196ZM204 243V242H203ZM219 243V242H218ZM228 244L227 242H224V244ZM252 243H253V245H252ZM42 244V243H41ZM40 244V245H41ZM193 244H194V242H193ZM250 244H251V246H250ZM46 245V244H45ZM125 245V244H124ZM129 246H130V244H129ZM181 246V245H180ZM206 246V245H205ZM210 246V245H209ZM225 246H227V245H225ZM224 246V247H225ZM262 246V245H261ZM36 247H37V249H36ZM45 247V246H44ZM123 247V246H122ZM190 247V246H189ZM224 247H222V248H224ZM51 248V247H50ZM50 248H49V250H50ZM125 248V247H124ZM193 248V247H192ZM256 248V247H255ZM42 249V248H41ZM132 249H134V250H132ZM182 249V248H181ZM211 249V248H210ZM213 249V248H212ZM220 249V248H219ZM224 249H227V248H224ZM44 250V249H43ZM47 250H48V248H47ZM48 250V251H49ZM124 250V249H123ZM126 250V249H125ZM248 250H250V249H248ZM254 250V249H253ZM257 250V249H256ZM255 250V252H258V251H256ZM130 251V252H131ZM191 251H192V249H191ZM213 251V250H212ZM222 251V250H221ZM126 252V251H125ZM130 252L128 253V254H130ZM188 252H189V249H188ZM228 252L229 251H227V253H226V251H225V255L226 254H228ZM250 252H253L252 254L254 255V251H252V250H250ZM54 253V252H53ZM53 253H51V252H45V254L46 255H48V257L50 256V255H52L53 256ZM56 253V252H55ZM54 253V255L56 256V254ZM224 253V250L222 251V254ZM230 253V252H229ZM44 254V255H45ZM50 254V255H49ZM125 254V253H124ZM127 254V255H128ZM187 254V253H186ZM231 254V253H230ZM230 254L226 257V258H228L227 260H229V259H231V258H233V256H232V254H231V258H229V256H230ZM123 255V254H122ZM224 255V256H225ZM246 255V254H245ZM244 255V256H245ZM247 255H249V252H248V254ZM251 255V254H250ZM249 255V256H250ZM125 256V255H124ZM195 256V255H194ZM223 256V255H222ZM241 256L239 257V258H241ZM252 256V255H251ZM250 256V257H251ZM255 256V255H254ZM187 257V256H186ZM185 257V258H186ZM250 257H247V260H249V259H251ZM256 257H257V255H256ZM225 257H224V260H222L223 262L225 261V259H226ZM235 258H236V256H235ZM249 258V259H248ZM254 258V257H253ZM263 258V257H262ZM42 259V260H41ZM45 259V258H44ZM191 259V258H190ZM211 259V258H210ZM234 259V258H233ZM232 259V260H233ZM237 259V258H236ZM242 259H245V258H242ZM242 259H239V260H242ZM231 260V261H232ZM246 259H245V262H243L244 260H242V262H243V264H245L246 262H247V264H250L248 261H247ZM256 260V259H255ZM255 260H253V262L255 261ZM128 261V260H127ZM183 261V260H182ZM220 261V260H219ZM258 261V260H257ZM56 262H58V260L56 261ZM212 262V261H211ZM227 264L229 263L228 261H225ZM237 262H241V261H238L237 260ZM241 262V263H242ZM250 262H251V260H250ZM234 263V262H233ZM233 263H231V264H233ZM241 263H239V264H241ZM163 264H167L165 261H164V263ZM216 264V263H215ZM230 264V263H229ZM238 264V263H237ZM251 264H253V263H251ZM255 264V263H254Z\"/></svg>",
    "mask_w": 264,
    "mask_h": 264
}]
</instances>
